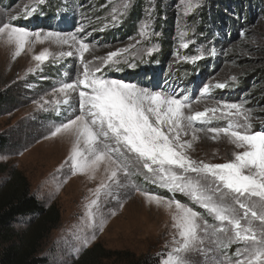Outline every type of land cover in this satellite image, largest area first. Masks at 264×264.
<instances>
[{
  "label": "rangeland",
  "instance_id": "374dc122",
  "mask_svg": "<svg viewBox=\"0 0 264 264\" xmlns=\"http://www.w3.org/2000/svg\"><path fill=\"white\" fill-rule=\"evenodd\" d=\"M136 1L5 0L0 3V26L8 22L33 32L73 33L83 25L85 32L80 35L95 46L85 53L86 59L127 49L114 58L119 63L102 66L101 72L96 73L98 77L174 92L178 97L186 95L192 99L191 107L195 110H203L215 101L244 102V107L251 109V130L264 129V100L257 95L258 87L263 89V86L251 75L264 66V13L253 15L249 22L241 21L237 35L231 38L232 30L222 28L225 38H219L218 45L212 37L202 35L189 20L205 7L207 0H142L140 19L133 24L132 32L125 34L123 27L131 20L129 10ZM157 1L161 2L162 11ZM33 7L35 12L26 16ZM13 16L17 18L13 20ZM163 37L169 38L172 45L164 65L161 60ZM184 43L188 44L187 48L183 47ZM45 48L55 55L37 66L33 56ZM14 51L13 45L0 39V94L10 98V104L0 114V137L7 140L5 148L0 150V167L20 171L29 183L31 194L46 207L54 205L60 212L59 226L40 247L39 256L45 258L46 264H73L86 249L96 244L106 250L130 252L137 258L156 261L155 264H168L169 257L175 255L174 249L179 246L174 238L180 239L173 227L175 207L169 209L163 204L150 203L142 193L181 201L174 195L180 196L187 201L182 203L194 206L209 224L219 225L185 195L158 187L146 181L143 175L126 177L119 173L118 183H113L108 180L110 172L105 171L107 164L100 165L94 178L90 172H74L71 162L74 137L65 132L52 133L79 114L78 94L72 93L69 103L65 104L63 94L55 91L63 83L74 81L78 71H82L79 54L61 57L60 51L75 53V48L48 41L35 43L31 48L26 46L19 56L14 57ZM192 57L200 58L193 61ZM94 62L100 63L99 60ZM130 64L135 66L130 67ZM152 70H162V73L145 77ZM247 80L250 83L244 89L240 85L244 81L247 84ZM218 82H226L227 86L218 89L215 87ZM204 87H209L210 93L202 97ZM58 100L61 102L56 103ZM228 122V118L215 119L207 126L223 127ZM195 127L205 126L197 123ZM197 135L199 138L189 150L193 159L224 163L233 153L242 151L223 134L216 139L211 138L212 133ZM185 139H191V135ZM136 168L147 171L141 165H135L130 171L135 173ZM6 178L7 172L0 175V186ZM101 183L108 187L97 192ZM236 207L242 215L243 210ZM29 222L30 219L20 220L16 226L25 228ZM253 225L260 227L258 221ZM238 247L243 244L218 233L211 241L205 238L202 244L179 255L186 259V264H229L236 258ZM125 262L103 261L104 264Z\"/></svg>",
  "mask_w": 264,
  "mask_h": 264
},
{
  "label": "snow or ice",
  "instance_id": "6c2138e0",
  "mask_svg": "<svg viewBox=\"0 0 264 264\" xmlns=\"http://www.w3.org/2000/svg\"><path fill=\"white\" fill-rule=\"evenodd\" d=\"M35 10L33 7L25 15L31 16ZM16 18L12 17L13 20ZM83 32V25L73 33L33 32L8 22L0 26V39L14 46V57L26 46L31 48L35 43L45 41L75 48V53L60 51L61 57L79 54L82 71H78L74 81L65 82L55 90L63 94L65 104L69 103L72 93L78 94L79 114L52 133L65 132L74 137L71 153L74 172H90L94 178L100 165L107 164L105 171L110 172L108 180L113 183H118L119 173L126 177L143 175L146 181L158 187L185 195L219 222V225L209 224L201 213L175 198L142 193L150 203L163 204L169 209L175 207L173 227L180 239L174 238V243L179 246L174 249L175 255L169 257L168 264H186V259L179 255L181 252L187 253L194 245L202 244L205 238L211 241L218 233L243 244L229 264H264V129L251 130V109L245 108L244 102L215 101L203 110H195L191 107L192 99L186 95L178 97L174 92L98 77L96 73L101 72L102 66L119 63L114 58L127 49L88 60L85 53L95 46L85 42L80 35ZM183 47L187 48L188 44L184 43ZM54 55L45 48L33 59L39 66ZM95 60L100 63L96 64ZM226 86V82L215 84L218 89ZM209 93V87H204L201 96ZM225 118L229 119L226 126H207L215 119ZM197 123L205 127H195ZM199 132L214 134L212 139L223 134L242 151L233 153L224 163L193 159L189 150L199 138ZM189 135L191 139H185ZM135 165H141L146 173L140 168H136L135 173L130 171ZM106 187L108 185L101 183L96 191ZM237 205L243 210L242 215L237 211ZM254 221L259 222V228L254 227Z\"/></svg>",
  "mask_w": 264,
  "mask_h": 264
},
{
  "label": "trees",
  "instance_id": "16d2710c",
  "mask_svg": "<svg viewBox=\"0 0 264 264\" xmlns=\"http://www.w3.org/2000/svg\"><path fill=\"white\" fill-rule=\"evenodd\" d=\"M4 1L0 0V3ZM6 1L12 2V0ZM142 4V0H137L133 5L134 8L129 10L131 20L124 25L123 33L127 34L134 29L133 24L141 16ZM160 5L161 2L158 7L162 11ZM261 11L264 13V0H207L205 7H202L189 20L202 35L212 37L220 45L219 38L224 37L222 28L227 27L232 30L229 38L236 36L241 21L249 22L253 15ZM161 43L163 45L161 60L164 65L169 53L168 49H171L172 45L167 37H163ZM154 73H162V70H152L151 74H146L145 77H151ZM254 73H251L253 79L263 86V89L258 87L257 95L264 100V66ZM245 83L246 81L240 85L244 89L248 87L250 80H247V84ZM9 104V96L0 94V114ZM6 145L7 140L0 137V150ZM6 172L7 178L3 186H0V264H46L45 258L39 256L40 247L46 237L59 226L60 212L54 205L46 207L31 194L29 183L20 171L0 167V175ZM174 196L182 202H187L180 196ZM24 219H30L31 222L25 228H17L16 224ZM112 259L126 261V264L156 263V261L149 262L147 258H137L130 252L106 250L102 245L96 244L86 249L73 264H104V260Z\"/></svg>",
  "mask_w": 264,
  "mask_h": 264
}]
</instances>
